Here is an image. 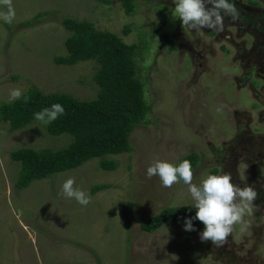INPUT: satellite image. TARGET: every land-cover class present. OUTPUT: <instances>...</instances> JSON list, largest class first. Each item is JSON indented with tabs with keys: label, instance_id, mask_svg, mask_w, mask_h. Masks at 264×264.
<instances>
[{
	"label": "rangeland",
	"instance_id": "1",
	"mask_svg": "<svg viewBox=\"0 0 264 264\" xmlns=\"http://www.w3.org/2000/svg\"><path fill=\"white\" fill-rule=\"evenodd\" d=\"M236 4L240 20L226 19L223 32L198 33L173 18L174 0H135L130 14L119 0H13V22L0 19V102L30 87L96 97L95 60L54 61L67 54L71 32L62 19L69 17L140 45L137 75L151 111L132 130L129 151L92 157L22 189L10 152L61 149L72 136L50 134L37 119L17 130L0 121V264H264V0ZM189 153L198 156L197 185L230 172L258 191L246 229L237 225L223 247L201 241L202 222L195 231L169 221L154 232L140 227L163 208H194L182 181L166 188L146 175L155 159L177 164ZM73 177L92 197L86 207L61 194Z\"/></svg>",
	"mask_w": 264,
	"mask_h": 264
},
{
	"label": "trees",
	"instance_id": "2",
	"mask_svg": "<svg viewBox=\"0 0 264 264\" xmlns=\"http://www.w3.org/2000/svg\"><path fill=\"white\" fill-rule=\"evenodd\" d=\"M126 14L134 9L135 0H119ZM71 32L65 39L66 55L55 56L57 64L71 65L79 61L95 60L98 63L93 80L98 86L95 98L81 100L64 93H43L30 87L20 99L0 102V121H6L11 130L20 129L35 120V113L52 104H61L65 112L55 121L46 123V131L53 135L67 133L70 143L61 149L20 147L10 152L12 160L20 163L17 188L27 187L33 180L52 173L74 168L92 157L129 151L132 130L147 123L151 104L145 97L144 81L137 75L140 45L126 43L115 33L97 29L91 22L74 18L62 19ZM126 26L124 33H128ZM24 96L29 97L27 103ZM192 166L198 156L189 153L182 157ZM101 167L111 169L113 162L101 160ZM215 172V170H214ZM95 185L92 189H103ZM196 209L188 206H170L141 220L145 232H154L165 222L185 224L195 217ZM199 220H193L198 225ZM98 264V263H94Z\"/></svg>",
	"mask_w": 264,
	"mask_h": 264
},
{
	"label": "clouds",
	"instance_id": "3",
	"mask_svg": "<svg viewBox=\"0 0 264 264\" xmlns=\"http://www.w3.org/2000/svg\"><path fill=\"white\" fill-rule=\"evenodd\" d=\"M174 3L173 18L180 20L183 28L188 27L198 33L204 29L223 32L226 19L233 23L241 19L236 0H174ZM0 8L7 9L0 11V19L5 23H12L15 19L13 0H0ZM22 95L20 89H13L9 100L20 99ZM28 100L29 97L24 96L25 103ZM64 112V107L55 103L35 113V119L50 123ZM146 175L149 179L158 176L162 186L166 188L181 181L188 186V192L195 202L193 207L197 211L195 217L185 220L184 230L195 231L193 220H199L205 226L200 233L201 241H211L215 247H223L237 225H240L241 232L246 229L244 218L252 214L253 204L258 198L255 188L250 184L241 187L233 181L230 172L209 174L197 185L193 182L192 163L187 159L177 165L157 158L147 168ZM61 194L65 198L75 199L85 207L92 200L90 193L76 186L74 177L63 182Z\"/></svg>",
	"mask_w": 264,
	"mask_h": 264
}]
</instances>
